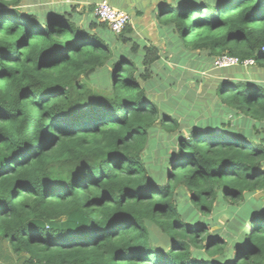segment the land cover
<instances>
[{"label": "trees", "instance_id": "16d2710c", "mask_svg": "<svg viewBox=\"0 0 264 264\" xmlns=\"http://www.w3.org/2000/svg\"><path fill=\"white\" fill-rule=\"evenodd\" d=\"M23 2L0 0V259L264 264V83L233 72L264 69V0H153L162 48L134 36L138 9L115 33L97 2ZM222 53L254 64L182 128L155 65L195 77Z\"/></svg>", "mask_w": 264, "mask_h": 264}, {"label": "rangeland", "instance_id": "374dc122", "mask_svg": "<svg viewBox=\"0 0 264 264\" xmlns=\"http://www.w3.org/2000/svg\"><path fill=\"white\" fill-rule=\"evenodd\" d=\"M98 1L99 0H24L23 4L27 3V8L40 10L45 6H53V4L63 5L65 3H73L77 6V10L83 12L82 17H84V14L88 12L87 6ZM124 2H130L132 5H134L133 9H138L141 12L140 14L133 16L135 17L133 18L134 36L148 43H154L159 48L166 46L165 43L167 39L159 34L156 21L153 20V15L149 11L151 8L150 4L153 2V0H112V3H114L116 6H119L120 3L124 4ZM150 15H152V17L144 23L143 17H146L147 19L150 17ZM170 56V54H167V56L162 54V59L157 63V65H155V70L160 73V75L156 76V78L161 79L162 77L166 78L171 76V79L175 80L176 83L174 82L173 85L169 87V95L167 97L163 96L162 93L160 95H157L156 93L155 98L158 100H165V102L168 103L167 105L170 107V109L168 111L166 109H162L161 111L163 113H169V115L179 121V124L183 128L187 124L188 120H192L194 122L197 121L203 110L206 111L207 109H210V107L217 102V97L211 95V91L216 85L213 82L214 80H210L211 78L209 77L210 74L213 73L212 70V72L209 71L210 74L208 73L209 75L206 77V81L204 83L202 82L196 87L193 83L189 88H184L182 77L185 76V74L183 72H179L178 74L176 73L174 64L169 60ZM165 64L170 67L168 70L164 69ZM233 72L241 75L247 74L250 76H255L259 79L264 78V69L258 68L256 66L254 68H248V70L236 69ZM214 76L215 75H213L212 78H214ZM95 79L99 83L100 75H96ZM154 86L159 87V84L155 83ZM253 196L257 197V194H254ZM220 212H223V210H220ZM225 218L226 216L222 215L218 219V222L222 224ZM216 227L217 226H214L213 228L215 229Z\"/></svg>", "mask_w": 264, "mask_h": 264}, {"label": "built area", "instance_id": "2783aa9c", "mask_svg": "<svg viewBox=\"0 0 264 264\" xmlns=\"http://www.w3.org/2000/svg\"><path fill=\"white\" fill-rule=\"evenodd\" d=\"M93 14L99 21L106 23L109 29L115 33H119L127 24L131 23V18L127 12L115 8L106 0H101L94 5ZM253 64L254 60L252 58L241 60L237 56H232L227 53L219 54L213 59V67L215 68L238 65L247 67Z\"/></svg>", "mask_w": 264, "mask_h": 264}, {"label": "crops", "instance_id": "0c3cea01", "mask_svg": "<svg viewBox=\"0 0 264 264\" xmlns=\"http://www.w3.org/2000/svg\"><path fill=\"white\" fill-rule=\"evenodd\" d=\"M133 6L134 5H132L131 3H127V2H124V4H119V6L114 5V7L119 8L125 12H128L129 10H134ZM151 17H152L151 15L147 19L146 17H143L144 23L147 20H149ZM228 68L229 67L215 68L212 65L209 70L200 71V74L199 72H197V70H195L194 71V74H196L195 77L194 76L192 77L189 73V72H193L192 70L182 71V72L185 74L183 78H188L186 82H188L189 86H192V84L194 83V86L196 87L197 85H200L202 82L204 83L206 81V77L210 74L209 71L212 72V70H213V73H211L209 77L211 78L210 80L212 81L214 80L213 82L214 84H216L218 80L223 77L224 73H227L226 71H223V70L228 69ZM213 75H215L214 78H212ZM242 77H248L250 79H255L254 77H251L250 75H246V74H242ZM239 78H241V76H239ZM255 80L258 81V79H255ZM258 82L264 83V78H261V80H259ZM0 264H21V263L18 260L17 256L12 254L11 251L9 250L8 252L5 251V253L2 255V258L0 259Z\"/></svg>", "mask_w": 264, "mask_h": 264}]
</instances>
